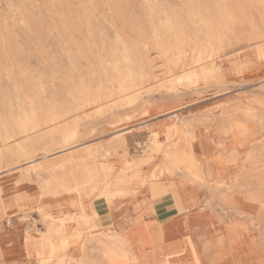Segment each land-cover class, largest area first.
<instances>
[{
    "label": "rangeland",
    "instance_id": "374dc122",
    "mask_svg": "<svg viewBox=\"0 0 264 264\" xmlns=\"http://www.w3.org/2000/svg\"><path fill=\"white\" fill-rule=\"evenodd\" d=\"M262 45L264 0H0V202L1 185L11 179L35 178L43 185L52 174L59 177L62 171H44L52 161L46 158L64 149L72 150L60 160L78 156L84 149L79 147L82 143L93 146L117 137L125 139L127 149L104 152L105 156L97 153L89 163L97 168L95 180L81 195L75 193L80 199L85 191L88 198L101 197L102 187L121 172L123 160L135 164L157 153L149 151L155 133L165 144L170 129L183 121L203 127L206 114L220 117V123L216 120L208 129L215 135L217 126L229 122V118L223 119L227 111L241 119L244 108L263 115L264 58L258 55ZM206 47L216 50L215 61L223 77L178 84L177 76L195 68L193 55ZM4 66L12 71H5ZM120 82L125 91L100 103H85L101 86L105 93L118 92ZM172 83L176 87L169 90ZM135 96L136 101L131 102ZM51 114H57L58 119L20 133V123L26 118ZM74 127L76 138L65 144L63 134ZM257 129L258 139H264V126L259 123ZM252 144L250 149L255 147ZM117 156L123 163L108 175L100 162L115 164L112 158ZM245 157L243 150L236 163L242 166ZM34 160L39 163H32ZM160 163L156 158L137 169L144 176L157 170ZM141 189L135 183L136 196L143 195ZM116 198L120 196L113 200ZM216 205L224 208L218 213L225 219L235 216L231 206ZM84 208L87 213L95 211L94 207ZM30 212L39 215L33 226L40 242L48 236L44 246L53 242L56 257L66 261L68 249L60 246L62 234L49 230L51 224L61 223L58 216L63 212L53 214L37 207L23 212L25 218L32 219ZM254 214L253 218L243 216L250 223L258 224L252 219L264 220L263 212ZM100 223L97 229L106 230ZM106 233L120 236L117 231ZM260 234L264 240V230ZM88 236L102 239L99 232Z\"/></svg>",
    "mask_w": 264,
    "mask_h": 264
},
{
    "label": "bare ground",
    "instance_id": "6f19581e",
    "mask_svg": "<svg viewBox=\"0 0 264 264\" xmlns=\"http://www.w3.org/2000/svg\"><path fill=\"white\" fill-rule=\"evenodd\" d=\"M258 55L264 58V45L258 47ZM215 56H217V52L213 47L202 48L196 55H193L191 60V63L196 67L183 71L177 76L176 82L178 84H183L184 82L194 83L200 78L220 80L223 77V70L218 68ZM4 67L5 71H12L8 66ZM133 76L135 77L134 73ZM133 76L129 77L131 81H134ZM132 87H135V85H132ZM175 87L174 83H172L168 89L173 90ZM124 88L120 82L118 92L109 90L105 93L101 86L91 97L86 99L85 103H100L105 98L125 91ZM136 99V96L131 98V102L136 101ZM260 103L264 104V99H261ZM241 115L243 119L236 117L233 111H227L223 115V119L227 117L230 120L227 126H221L220 124V126H217L220 138L214 142L211 140V133L208 129L216 120L218 123L220 117L212 114H206L202 118L205 124L203 127L194 124L192 121H183L182 124L170 129L167 133V143L165 144L157 140L158 133H155L153 138L154 146L149 151L157 153H151L145 160L135 164L131 160H123L124 166L121 168V172L118 173L112 182H108L107 186L102 187L100 196L104 197L108 203H111L115 196L126 197L131 194L136 196L138 191L127 187L136 183L145 194L149 195L148 200L170 194L177 202L179 209L184 211L186 202L188 204H197L199 193H204L205 203L203 209L209 208L215 211L214 213L220 217L223 223H221L220 229L216 231L217 233L212 234V237L216 236L211 238L212 243L205 242L207 247L205 250L208 252L207 261L210 264H264V240H262L260 234L261 230H264V220L252 219V222L258 221V224L262 223L261 226H258L256 223H250V219H245V216H243L246 215L253 218L252 216L255 215L256 211L264 213V139L257 138V129L250 128L249 125L248 127L246 126L249 121H260V124L264 126V114L258 115V113L244 108ZM58 117L57 114H51L43 117L33 116L32 118H26L24 122L20 123V133H28L43 124L55 121ZM206 119H210V121ZM206 122L209 123L207 126ZM76 136V127L69 128L63 134L62 140L65 144H68ZM227 136L231 138L225 141L224 138ZM10 137H13V135L7 136V138ZM173 137H176V139L171 141ZM252 143L255 144V147L250 149ZM200 146H202L201 152ZM79 147L84 149L80 151L78 156L59 161H50L46 164H49V166L44 170L45 172L52 173L58 170L62 172L59 177L55 174L48 177L49 180L42 185L43 189L49 191L50 186L53 184L56 185L53 191L54 194L59 191H65L81 195V190L90 186L95 180L96 175L94 172L97 168L96 166L94 168L89 167V163L94 162L97 153L101 151V154L105 156L104 152L113 153L118 151L119 148L127 149L123 137H117L101 145L91 146L89 143H82ZM102 149L105 151H102ZM213 149L214 153H207V151ZM71 150L67 149V151ZM243 150L246 151V157L245 163L241 166L236 161ZM64 151L65 149L62 150V152ZM158 152L161 153L158 154ZM156 158L161 160L159 168L147 175H140L137 169L139 165L143 163L152 164ZM34 162L39 163L38 160H34L32 163ZM100 163L108 175L113 171V164L108 163L105 166L104 161ZM249 163H253L252 171L249 169ZM130 169L135 171L130 174L128 173ZM68 183L74 184L69 186ZM245 192L246 195H242ZM87 193L85 191L84 194ZM223 201L232 204L230 209L235 216L229 220L225 219L222 214L217 213L218 210L223 213V207L216 208L214 206V204L219 202L220 204L224 203ZM72 203L77 204L76 201H72ZM2 213L3 208L0 207V215ZM58 218L61 220L60 226L51 224L52 226L49 227V230L62 234V238L59 237L61 238L60 246L63 249L80 245L81 249L84 250L87 243L96 241L93 236H88L90 232H99L101 237L109 242L110 246L125 248L127 245L121 243V239L117 234L114 236L108 235L106 231L97 229L101 223L98 213L93 209L91 213H87L86 208L81 206L77 208V212L72 214L63 212V215L58 216ZM195 229L198 230V226ZM252 232H257V235L252 236ZM106 236H112V238H106ZM47 238L48 236H45V242H41L36 249L37 254L40 256L38 264H68L69 260L55 259L56 254L54 251L56 247L53 242H50V247L46 248L44 246L48 240ZM186 260L188 262H185V264H199L192 262L189 253H185Z\"/></svg>",
    "mask_w": 264,
    "mask_h": 264
},
{
    "label": "crops",
    "instance_id": "0c3cea01",
    "mask_svg": "<svg viewBox=\"0 0 264 264\" xmlns=\"http://www.w3.org/2000/svg\"><path fill=\"white\" fill-rule=\"evenodd\" d=\"M259 123L260 121H249L246 126L257 129ZM219 138V134H211L213 142L218 141ZM226 138L229 140L231 137ZM199 148L201 152L202 146ZM70 152L59 151L46 159L59 161L61 159L59 157ZM122 152L120 151L119 155H122ZM214 152V149L207 151L210 154ZM112 159L115 160V164L112 163L114 167L118 168L123 163V158L118 156ZM73 184L68 183L69 186ZM131 187L134 190L135 183L131 184ZM55 188L54 185L50 186L49 191L45 190L35 178L11 179L1 185L3 196L0 207L3 208V213L0 215V264H38L39 262L40 256L36 249L41 244V237L37 235L33 226V220H40L39 215L30 212L32 218L30 219L25 218L23 212L45 207L51 213L57 214L60 211L67 212L64 208H70L68 212H74L73 208L80 206L94 207L99 214L100 222L107 228L101 231L119 232L121 243L127 245L125 248H116L102 238L95 242L90 241L84 250L80 245L73 246L67 250L69 258L66 261L72 258L71 264H185L188 262L185 261V253L190 254L193 263L210 264L207 261L208 252L205 250L207 248L205 242L212 243L211 238L216 237H212V234L217 233L222 221L214 213L215 211L209 208L203 209L204 193H199L197 204L186 202V209L181 211L170 194L148 200L149 195L141 189L143 193L141 196L131 194L108 203L102 196L88 198L83 194V199H80L77 194L65 191L54 194ZM78 200L82 203H78ZM72 201H76L77 204H73ZM218 206L230 207L232 204L221 203ZM60 224L58 223L57 226L59 227ZM196 226L198 230L195 229ZM251 234L254 236L257 232Z\"/></svg>",
    "mask_w": 264,
    "mask_h": 264
}]
</instances>
